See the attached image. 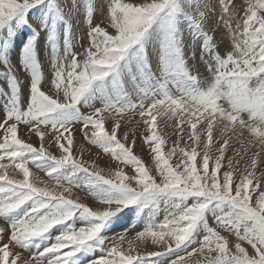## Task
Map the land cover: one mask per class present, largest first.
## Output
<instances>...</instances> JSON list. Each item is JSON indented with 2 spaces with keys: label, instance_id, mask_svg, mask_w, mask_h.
<instances>
[{
  "label": "snow or ice",
  "instance_id": "6c2138e0",
  "mask_svg": "<svg viewBox=\"0 0 264 264\" xmlns=\"http://www.w3.org/2000/svg\"><path fill=\"white\" fill-rule=\"evenodd\" d=\"M73 8L0 0V264H82L89 256L87 264H264V0H106L79 52ZM221 24L232 40L223 51ZM185 27L199 61L186 52ZM22 29L30 31L14 63L10 49ZM158 117H166L164 131ZM133 123L146 129L151 164L134 152ZM77 133L98 158L110 156L114 170L82 159ZM246 133L245 155L256 150L240 171L227 153ZM143 210L150 220L142 230L129 223L107 235Z\"/></svg>",
  "mask_w": 264,
  "mask_h": 264
},
{
  "label": "rangeland",
  "instance_id": "374dc122",
  "mask_svg": "<svg viewBox=\"0 0 264 264\" xmlns=\"http://www.w3.org/2000/svg\"><path fill=\"white\" fill-rule=\"evenodd\" d=\"M96 1H99V0H96ZM100 1H102V0H100ZM106 2V0H103L102 2V5ZM236 2L239 4V3H241V2H245V0H236ZM99 8L100 7H98V8H96V9H94L95 11H96V13H99V14H101L100 13V11H99ZM37 12L38 11H36V12H30L29 13V17H30V15L31 14H33V13H35V14H37ZM241 15H242V13H241ZM215 17H213V19L212 20H210L209 21V23L210 24H214V22H215ZM29 20H30V18H29ZM220 29V30H219ZM219 29H218V31L216 32V34H215V37H216V41H217V44H218V42L220 41V43L218 44L219 45V47H220V50L221 51H223V49L225 48V47H228V46H230L231 47V35H229L230 36V38H229V36H227L228 34H226V29H224L223 28V26H222V24H221V26L219 27ZM222 30H224V31H222ZM222 31V32H221ZM187 32V27H185V30H184V33H183V35H184V40H185V48H186V52H188V54L189 55H191V53H196V48L198 47L199 48V45H198V43L195 41V40H193V39H191L190 37V35L188 34V32ZM217 33H218V35H217ZM225 34V36L227 37H225L223 34ZM220 34V35H219ZM189 35V36H188ZM217 35V36H216ZM222 35V36H221ZM220 36V37H219ZM223 36L225 37V38H223ZM221 38V39H220ZM229 38V39H228ZM224 39V40H223ZM227 41H226V40ZM191 40V41H190ZM192 40H193V42H192ZM230 40V41H229ZM222 41H223V43H222ZM224 41H226V42H224ZM86 42V41H85ZM189 42V44H187ZM192 42V43H191ZM196 43V45L194 46V44ZM86 44V43H85ZM228 44V45H227ZM18 45V46H17ZM195 47H193V46ZM220 45H223V46H220ZM227 45V46H226ZM189 46H191V47H189ZM17 47H18V49H17ZM21 47V43L19 44V43H17L16 44V46H14L13 47V49H12V51H11V54H13L12 55V58L14 59V63L15 62H18V58H16L17 57V55H16V53L18 54V51H19V48ZM188 49V50H187ZM16 50H17V52H16ZM191 50L193 51V52H191ZM191 52V53H190ZM155 63H156V60L154 61ZM3 70V68L2 67H0V71H2ZM204 70V69H203ZM22 71V70H21ZM202 71V70H201ZM23 76H24V78L27 76V74H23L22 75V80H21V82H22V85L25 83V79H23ZM24 80V81H23ZM0 82L2 83H0V87H3V84H4V82H2L1 80H0ZM3 102H4V98L2 99V97H0V105L1 104H3ZM160 123V124H159ZM158 123V125L160 126V127H163L164 128V124H162L163 122H159ZM162 124V125H161ZM134 126V124H132V126L131 127H133ZM135 128V127H134ZM168 128V127H167ZM20 129H22V130H24V136L23 135H21L22 137H25L26 138V131H25V129L23 128V126L22 127H20ZM137 129H139V128H137ZM125 130H127V129H122L121 131H125ZM138 131V130H137ZM146 131V129H141V131H139L138 132V134H140V133H142V132H145ZM159 131H162V130H158V132ZM170 131V135H169V137H168V141H167V144H168V146H171V142L169 141V139H173L174 137H175V135H173V129L171 128V130H169ZM171 136V137H170ZM173 136V137H172ZM217 137H219V133H217ZM33 138V139H32ZM79 138V139H78ZM76 144L78 145V146H82L83 147V149H84V153H83V156L81 157L82 159H84V160H88L89 159V157L91 156V158L93 159V160H95L96 161V163H97V165L99 166V168H101V169H104L105 170V173H107V170H108V168H109V166H110V161H111V157L110 156H104V155H102L101 154V157H97L95 154L98 152V151H100L99 149H97V148H94L95 146L94 145H90L87 141H84V140H82V137H77V135H76ZM176 139V137L174 138V140ZM249 139H250V137H249V135L246 133L245 134V136L239 141V142H237V140L236 139H233V141H232V144H233V148L232 149H230L229 151H228V153H227V155L229 156V157H232L233 158V163H234V165L237 163V162H239V170L240 171H243L244 170V168L246 167V165H247V162H248V160H249V158H250V156L252 155V152H254L256 149H255V147H253L250 151H248V153H247V155H245V151H244V147L243 146H247L248 145V142H249ZM78 140L81 142H78ZM29 142H32L34 145H38V139L37 138H35V137H31L30 138V140H29ZM85 142V143H84ZM140 144L142 145V146H145L146 147V152H144V154L143 153H137L136 151H137V149H139V148H141V146L140 145H138V143L137 144H135L136 146H134V149H135V151L134 152H136L135 154L136 155H138L141 159H142V161H144L145 162V164L146 165H148V164H151V159H150V149L146 146V145H144L143 144V140L141 139V142H140ZM138 145V146H137ZM88 146H89V148H88ZM91 147V148H90ZM88 148V149H87ZM97 149V150H96ZM167 150V149H166ZM96 151V152H95ZM240 152V155L239 156H237V155H235V153L236 152ZM148 153H149V155H148ZM77 154H79V153H77ZM93 154V155H92ZM142 154V155H141ZM92 156H94V157H92ZM87 157V158H86ZM263 159H264V157H262V162H261V164H260V169L261 170H264V161H263ZM103 160V161H102ZM106 160H107V162H106ZM98 161V162H97ZM104 162L105 161V163L108 165V167H107V165L106 164H99V162ZM173 162V161H172ZM103 166V167H102ZM111 166H112V168H113V170H114V162H111ZM154 167V166H153ZM128 169H126V171H127ZM35 172H38V173H36V175L38 176V177H40L41 179H47V177L46 176H44L45 174L43 173V172H39V171H37V170H35ZM40 173V174H39ZM259 172H257V175L259 176ZM77 190V189H76ZM76 190H74L73 191V195L74 196H78L79 195V192H78V190L76 191ZM85 196H82L81 197V199L84 201V202H86L90 207H93V208H95L96 206H97V203L95 204V202L96 201H94L93 200V198L90 196V195H88L87 193H85L84 194ZM84 198V199H83ZM87 200H88V202H87ZM93 202V203H92ZM93 205V206H92ZM146 214V215H145ZM148 214H149V211H147V210H144V211H142V212H140L139 214H136V213H128V216L127 217H125L124 218V220H121V221H119V222H117V224L116 225H113V227H112V230L110 231V232H108L107 233V235L109 236V237H112V236H114L115 234H117V233H121L122 231H123V229L124 228H126L127 226H128V224L129 223H136L137 225H139V227L137 228V230H142L143 229V227L149 222V220H150V214H149V216H148ZM164 215H165V213H164V211H163V206H161V211L157 214V216H156V221L157 222H159V221H161V220H163V218H164ZM129 221V222H128ZM77 226H79V225H77ZM116 227V228H115ZM120 228V229H119ZM120 230V231H119ZM111 233V234H110ZM130 235H135V233L133 232V233H131ZM4 239H6V237L4 238ZM232 239L234 240L235 239V237H232ZM125 247H126V245H125ZM150 250H152V249H150ZM102 253H100V252H96L95 254H94V256H99V255H101ZM24 255L25 256H28V255H30L29 253H24ZM90 258H93V256H89V257H87V258H84L83 259V261H82V264H87V260L88 259H90ZM193 259H195V257L193 258Z\"/></svg>",
  "mask_w": 264,
  "mask_h": 264
},
{
  "label": "bare ground",
  "instance_id": "6f19581e",
  "mask_svg": "<svg viewBox=\"0 0 264 264\" xmlns=\"http://www.w3.org/2000/svg\"><path fill=\"white\" fill-rule=\"evenodd\" d=\"M103 1V0H102ZM102 1H96V0H58V2H60L62 5H67V7H69V8H73V5H75V6H77L76 8H73V18H72V21H71V36H72V40H73V44H74V48H75V50L77 51V52H79L81 49H80V45L82 44V43H86L85 41H86V33H87V30H88V25H89V20H91V23L93 24V25H95V24H97V23H100L101 22V20L103 19V16L101 15V14H99V13H96V11L94 10V9H96V8H98V7H101V6H103L102 5ZM105 2V1H104ZM89 4H91V6H92V8H93V13H92V15H91V17H89L88 16V14H87V7H88V5ZM77 8H78V11H77ZM40 15V13H39V11L37 12V14H35V13H33V14H31L30 15V21L32 20V18H33V16H39ZM213 19V18H212ZM220 30V29H219ZM29 31L30 30H28V29H22L21 30V32L20 33H18L17 34V36L14 38V42H13V44H12V46H11V49H10V53H11V51H12V49H13V47L14 46H16V44L17 43H21V40L22 39H26L27 38V35H28V33H29ZM60 31V46H61V48H62V46H63V35H62V28L59 30ZM222 31H224V30H222ZM221 31V32H222ZM226 32V31H225ZM187 33V32H186ZM223 34V33H222ZM185 35V34H184ZM217 35H218V33H217ZM216 35V36H217ZM220 35V34H219ZM224 36H225V34H223ZM186 36V35H185ZM189 36V35H188ZM222 36V35H221ZM223 36V38H225ZM227 36H229V34L227 35ZM220 37V36H219ZM191 38V37H190ZM227 38V37H226ZM229 38H230V36H229ZM228 38V39H229ZM192 39V38H191ZM221 39V38H220ZM217 40V39H216ZM224 40V39H223ZM226 40V39H225ZM191 41V40H190ZM227 41V40H226ZM226 41H224V42H226ZM230 41V40H229ZM192 42H193V40H192ZM191 42V43H192ZM232 42V41H231ZM194 43V42H193ZM220 43V41L218 42V44ZM222 43H223V41H222ZM227 43V42H226ZM187 44H189V42L187 43ZM196 45V43L194 44V46ZM228 45V44H227ZM226 45V46H227ZM18 46V45H17ZM193 46V45H192ZM193 46V47H194ZM220 46H223V45H220ZM189 47H191V46H189ZM229 48H230V46H228ZM195 48V47H194ZM17 49H18V47H17ZM44 49H45V51H44ZM188 50V49H187ZM196 53H195V57H194V60L195 61H199V58H200V49L197 47L196 48ZM16 52H17V50H16ZM148 52H149V63L151 64V65H153V67L155 66V60H156V50H155V47H153V46H150L149 47V49H148ZM191 52H193L192 50H191ZM190 52V53H191ZM188 53V52H187ZM13 54H11V56H12ZM16 55H17V53H16ZM38 55L40 56L39 58L42 60V61H45L46 59H47V56H48V52H47V48H46V45H45V39L44 38H41V40H40V45H39V51H38ZM16 58H18V57H16ZM13 59V58H12ZM13 62H14V59H13ZM16 63V62H15ZM201 67V70L203 71V66L201 65L200 66ZM3 71V70H2ZM42 72L44 73V76H45V80H44V84H45V90H47V88L50 86V63H43L42 64ZM24 74H27V73H24ZM23 79H24V76H23ZM21 80H22V76H21ZM2 81V80H1ZM24 81V80H23ZM3 82V81H2ZM1 83V82H0ZM2 84V83H1ZM125 87L126 88H130L131 87V84L129 83V82H126V84H125ZM3 99V98H2ZM4 103V102H3ZM2 105V104H1ZM164 121H166V117H158V123L159 122H164ZM134 124V126L132 127V128H139V129H137L138 131H137V141H136V144L138 143V145H140L141 146V148H139V149H137V153H143L144 154V152H146L147 150H146V147L145 146H142L141 144H140V142H141V136H140V134H138V132L139 131H141V129H145V128H143V127H138L135 123H133ZM160 124V123H159ZM162 124H164V123H162ZM161 124V125H162ZM168 124L170 125L171 124V122H168ZM132 126V125H131ZM22 127V126H21ZM77 128L79 127L78 125L76 126ZM24 128V127H23ZM171 126H169L167 129H166V131H167V134H168V137H169V135H170V131L169 130H171ZM157 130H162V131H164V128L163 127H160L159 125H158V128H157ZM19 134L20 135H23L24 134V130H22V129H20L19 130ZM24 136V135H23ZM27 136V135H26ZM34 137V136H33ZM77 137H81L78 133H77ZM171 137V136H170ZM173 137V136H172ZM175 138V137H174ZM174 138L172 139H169V141L170 142H172L173 140H174ZM33 139V138H32ZM79 139V138H78ZM77 140V139H76ZM83 140V139H82ZM81 141V140H80ZM79 140H78V142H80ZM81 143V142H80ZM85 143V142H84ZM171 144V143H170ZM137 145V146H138ZM92 146V145H91ZM136 146V145H135ZM88 148H89V146H88ZM87 148V149H88ZM91 148V147H90ZM94 148H96V147H94ZM85 149V148H84ZM97 150V149H96ZM134 151H135V149H134ZM165 151H166V149H165ZM85 152V151H84ZM96 152V151H95ZM135 152V153H136ZM93 155V154H92ZM96 155V154H95ZM103 155V154H102ZM142 155V154H141ZM148 155H149V153H148ZM92 157H94V156H92ZM150 157V156H149ZM87 158V157H86ZM95 158V157H94ZM103 161V160H102ZM99 162V164H106L105 163V161L104 162ZM263 161H264V159H263ZM98 162V161H97ZM106 162H107V160H106ZM111 162V161H110ZM173 162H175V158H173ZM107 165V164H106ZM100 166V165H99ZM103 167V166H102ZM107 167H108V165H107ZM38 171V170H37ZM40 172V171H39ZM36 173H38V172H36ZM41 173V172H40ZM39 173V174H40ZM42 174V173H41ZM45 176V175H44ZM74 190H76V189H74ZM77 191V190H76ZM78 192H79V197L81 198L82 196H85L84 194L86 193V191H83V190H78ZM84 199V198H83ZM87 202H88V200H87ZM86 203V202H85ZM93 203V202H92ZM97 202H95V204H96ZM93 206V205H92ZM144 211V210H143ZM148 211V210H147ZM146 215V214H145ZM148 216H149V214H148ZM129 222V221H128ZM116 228V227H115ZM120 229V228H119ZM120 231V230H119ZM111 234V233H110Z\"/></svg>",
  "mask_w": 264,
  "mask_h": 264
}]
</instances>
